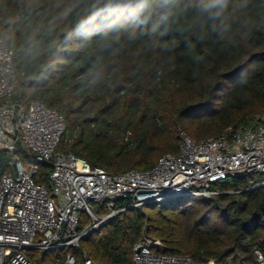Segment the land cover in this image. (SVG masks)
<instances>
[{"label":"trees","instance_id":"trees-1","mask_svg":"<svg viewBox=\"0 0 264 264\" xmlns=\"http://www.w3.org/2000/svg\"><path fill=\"white\" fill-rule=\"evenodd\" d=\"M212 4L0 0L15 98L60 111L66 129L56 151L112 174L176 153L179 130L201 141L253 126L264 118V0ZM9 158L0 152V172ZM48 171L41 167L35 180L49 185ZM261 180H227L210 199L173 197L138 208L117 201L125 209L79 248L92 264H134L132 247L146 237L159 239L162 253L197 263L259 264L258 250L264 264V185L247 189Z\"/></svg>","mask_w":264,"mask_h":264},{"label":"built area","instance_id":"built-area-1","mask_svg":"<svg viewBox=\"0 0 264 264\" xmlns=\"http://www.w3.org/2000/svg\"><path fill=\"white\" fill-rule=\"evenodd\" d=\"M13 50L0 39V152H7L0 172V264H44L27 252L79 247L82 238L125 208L160 203L173 197L210 199L229 178L249 176L264 185V118L250 127L226 129L195 141L178 131V151L158 158L150 168L108 173L70 150L57 152L66 124L63 114L40 100L24 106L15 98ZM49 167V185L35 180ZM241 190H233V193ZM97 206H100L98 209ZM85 214L89 222L80 228ZM159 239L143 238L132 247L134 264H215L189 255L164 254ZM256 261L263 264L256 250ZM73 253L52 264H77ZM81 264H92L83 253Z\"/></svg>","mask_w":264,"mask_h":264},{"label":"rangeland","instance_id":"rangeland-1","mask_svg":"<svg viewBox=\"0 0 264 264\" xmlns=\"http://www.w3.org/2000/svg\"><path fill=\"white\" fill-rule=\"evenodd\" d=\"M229 181L232 183L233 178H229ZM218 185V184H217ZM192 200V198H189V200ZM83 219L87 216L85 214H82ZM89 220V219H87ZM96 230V229H94ZM94 230L92 232H94ZM91 234V233H90ZM73 253L77 257V260H83V253L85 252V249L79 248V247H65L61 249H53V250H33L30 252H27L29 256L33 255L39 259H41L42 263L44 264H52L55 263V261L59 260L60 258H63L66 253Z\"/></svg>","mask_w":264,"mask_h":264},{"label":"clouds","instance_id":"clouds-1","mask_svg":"<svg viewBox=\"0 0 264 264\" xmlns=\"http://www.w3.org/2000/svg\"><path fill=\"white\" fill-rule=\"evenodd\" d=\"M226 4V0H213V7H223Z\"/></svg>","mask_w":264,"mask_h":264}]
</instances>
